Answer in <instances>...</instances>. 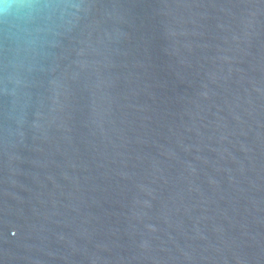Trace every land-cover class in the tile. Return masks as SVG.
<instances>
[{"label":"water","instance_id":"obj_1","mask_svg":"<svg viewBox=\"0 0 264 264\" xmlns=\"http://www.w3.org/2000/svg\"><path fill=\"white\" fill-rule=\"evenodd\" d=\"M0 264H264V0H0Z\"/></svg>","mask_w":264,"mask_h":264}]
</instances>
